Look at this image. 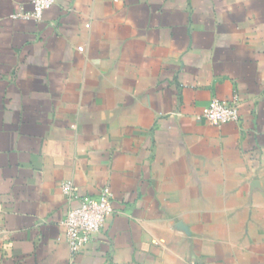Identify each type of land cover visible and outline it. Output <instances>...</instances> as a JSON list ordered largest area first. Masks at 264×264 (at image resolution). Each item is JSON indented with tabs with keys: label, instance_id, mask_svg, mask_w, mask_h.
I'll list each match as a JSON object with an SVG mask.
<instances>
[{
	"label": "crops",
	"instance_id": "crops-1",
	"mask_svg": "<svg viewBox=\"0 0 264 264\" xmlns=\"http://www.w3.org/2000/svg\"><path fill=\"white\" fill-rule=\"evenodd\" d=\"M32 1L0 0V264H264V0Z\"/></svg>",
	"mask_w": 264,
	"mask_h": 264
},
{
	"label": "built area",
	"instance_id": "built-area-1",
	"mask_svg": "<svg viewBox=\"0 0 264 264\" xmlns=\"http://www.w3.org/2000/svg\"><path fill=\"white\" fill-rule=\"evenodd\" d=\"M56 0H33L30 10H23L19 16L42 21L46 12ZM83 50V47H79ZM204 117L217 124L236 122L240 112L236 105L220 99H213L204 108ZM63 190L71 197H77V190L71 181L64 182ZM77 207L72 208L63 221L66 239L75 255L90 243L105 226L114 213L113 194L109 188L103 189L98 196H82Z\"/></svg>",
	"mask_w": 264,
	"mask_h": 264
}]
</instances>
